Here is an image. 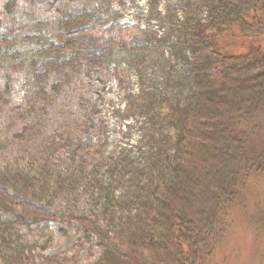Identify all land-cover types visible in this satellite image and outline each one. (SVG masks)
<instances>
[{
    "label": "trees",
    "instance_id": "1",
    "mask_svg": "<svg viewBox=\"0 0 264 264\" xmlns=\"http://www.w3.org/2000/svg\"><path fill=\"white\" fill-rule=\"evenodd\" d=\"M79 3L54 23L32 13L19 29L1 33L0 64L25 70L33 98L46 105L56 99L49 90L54 79L69 82L85 67L134 69L137 95L126 97L122 112L143 119L140 161L129 170L107 159L114 176L103 181L89 158L66 171L49 163L67 144L38 140L41 121L30 124L34 143L20 139L28 151L20 146L14 162L1 159L12 144L0 138V264H63L38 256L23 234L25 227L53 222L94 235L96 264H205L230 226L232 208L264 179V145L255 149L261 153L249 149L259 123L242 130L264 111V48L257 45L264 0H183L180 17L168 7L161 18V41L149 30L119 26L111 0ZM231 25L253 39L247 52L218 45ZM158 65L159 81L149 86L143 72ZM81 187L93 191L91 217L57 203Z\"/></svg>",
    "mask_w": 264,
    "mask_h": 264
},
{
    "label": "rangeland",
    "instance_id": "2",
    "mask_svg": "<svg viewBox=\"0 0 264 264\" xmlns=\"http://www.w3.org/2000/svg\"><path fill=\"white\" fill-rule=\"evenodd\" d=\"M80 1L0 0V34L8 28L19 29L27 14L33 13L45 22L54 23L63 9L78 7ZM111 3L117 12L119 26L149 30L157 36V41H161L160 37L165 34L161 18L166 17L168 7L180 17L183 0H111ZM251 40L239 27L231 25L221 32L217 43L228 53L242 54L247 52ZM257 45L264 48V37L257 41ZM169 46L167 43L166 57ZM171 65L180 68L181 63L171 61ZM159 69L160 65L150 66L143 72L149 86L156 87ZM118 74H121L119 80ZM136 74L124 64L120 69L113 64L85 67L69 82L60 78L51 81L49 90L56 99L52 105H46L33 98L25 70L15 71L0 64V138L12 144V149L1 159L14 162L18 149L23 147L24 152L28 151L20 139L33 137L34 143L30 124L41 121L42 137L38 140L67 144L48 159L57 170L66 171L78 158H89L101 168L102 180L111 181L114 174L109 171L108 160L115 159L113 161L125 169L136 167L144 146L140 143L143 119L137 116L126 119L122 112L126 97L137 95ZM250 119L242 124V130L248 132L253 128L248 127L251 123H259L255 140H250L249 149L255 150L259 144L264 145L261 143L264 141V111ZM257 179L251 178L250 182ZM114 191L118 196L121 188L115 185ZM92 192L81 187L66 193L57 203L65 211L91 217L97 211L92 206ZM199 196L204 197L203 194ZM244 198L232 208L230 226L205 264H264V179L253 183ZM23 234L27 241L36 244V254L40 257L63 264H96L98 261L100 247L96 237L85 234L75 223H41L23 228Z\"/></svg>",
    "mask_w": 264,
    "mask_h": 264
}]
</instances>
